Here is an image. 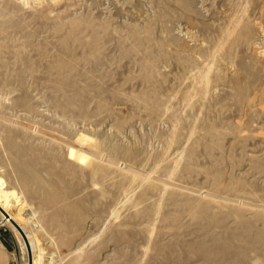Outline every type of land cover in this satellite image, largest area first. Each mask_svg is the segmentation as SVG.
I'll return each instance as SVG.
<instances>
[{"label":"rangeland","instance_id":"1","mask_svg":"<svg viewBox=\"0 0 264 264\" xmlns=\"http://www.w3.org/2000/svg\"><path fill=\"white\" fill-rule=\"evenodd\" d=\"M0 176L43 264H264V0H0Z\"/></svg>","mask_w":264,"mask_h":264},{"label":"bare ground","instance_id":"2","mask_svg":"<svg viewBox=\"0 0 264 264\" xmlns=\"http://www.w3.org/2000/svg\"><path fill=\"white\" fill-rule=\"evenodd\" d=\"M45 136H47V135H45ZM48 136H50V135H48ZM53 136L55 137V134ZM51 138H53V137H51ZM55 139L56 138H54V140ZM62 143H63V141H62ZM66 144H68V143H66ZM0 185H2L4 188L6 187V181L2 176H0ZM3 192H4V194H3L4 200H3V202H1L2 204L0 205V213L2 214V217H3L2 223H8L12 227V229L15 230L18 237L20 238L21 244L26 249V246H27L26 240L24 238L23 232L18 228V225H19L22 228V230L24 231L25 236H27L29 243H30V246L33 249L34 264H43V258L45 255V248L41 244V239H40L38 232H37L38 229H34V227H36L34 224L38 223V221H37L38 219L36 218V212H34L33 214H31L28 217L24 216L23 209L25 207V204H23V203H20L21 207L19 208L18 212L16 211L17 213H13L14 211L11 212L9 210L10 208H8V204H9L8 199L12 196L15 198L16 202L19 203V202H21V198H20L21 196L18 194V192L15 189H11V190L5 189ZM0 200H1V197H0ZM24 201H26V200H24ZM17 209H18V207H17ZM0 223H1V221H0ZM27 224L29 226L28 229L26 228Z\"/></svg>","mask_w":264,"mask_h":264},{"label":"water","instance_id":"3","mask_svg":"<svg viewBox=\"0 0 264 264\" xmlns=\"http://www.w3.org/2000/svg\"><path fill=\"white\" fill-rule=\"evenodd\" d=\"M18 228L23 232V234H24V238H25V240H26V245H27V247H28V250H29V252H30V264H33V255H32V247L30 246V243H29V240H28V238H27V236H25V233H24V231L22 230V228L18 225Z\"/></svg>","mask_w":264,"mask_h":264}]
</instances>
